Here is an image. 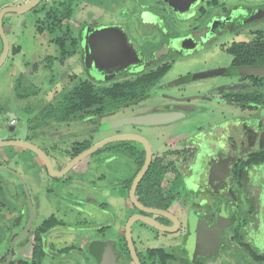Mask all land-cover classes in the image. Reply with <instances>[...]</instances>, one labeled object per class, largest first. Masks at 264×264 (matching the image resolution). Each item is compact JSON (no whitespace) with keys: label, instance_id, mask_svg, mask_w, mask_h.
I'll use <instances>...</instances> for the list:
<instances>
[{"label":"flooded vegetation","instance_id":"flooded-vegetation-1","mask_svg":"<svg viewBox=\"0 0 264 264\" xmlns=\"http://www.w3.org/2000/svg\"><path fill=\"white\" fill-rule=\"evenodd\" d=\"M121 2L124 4L117 9H103V19L79 22L76 32L80 50L73 56L78 58L85 75L80 72L73 77L88 79L102 90L120 89L125 82L149 78L151 85L145 96L119 102L109 99L107 104H121L98 113L90 107L80 116L65 120L46 115L60 103H26V137L5 140L19 139L36 145L49 157L53 168L60 170L75 155L101 140H94L95 133L101 131V120L108 119L107 123L129 115L173 113L166 124H124L107 136L137 134L149 142L155 180L139 187L147 169L135 188V197L144 207L166 213L136 207L129 197L132 181L127 188L107 187L106 198L120 202L115 212L122 222L114 220L112 224L115 213L103 209L108 219L101 224L93 222L91 228L97 233L89 238L85 219L68 226L55 213L44 217L40 213L44 197L48 199L52 192L57 194L73 186L75 177L86 169L78 164L83 166L92 153L63 176L53 177L36 153L14 146L19 150L17 154L26 155L27 151L34 156L22 159L27 165L20 174L9 165L14 159L12 154L0 153V166L11 176L0 177L2 187L13 191L16 203L23 198L10 213L9 243L0 262L7 258L11 241L25 231L15 241L8 264H84L76 259L80 254L89 256L91 264H135L127 246L125 224L131 215L142 214L172 232L140 221L131 225L132 243L141 264H264V74L255 73L264 70V0ZM82 35L86 39L87 67L83 62ZM173 65L183 72L162 81ZM164 67L167 69L157 76ZM243 69L252 73H243ZM198 73L204 76L192 77ZM0 118V127L14 130L15 113L0 106ZM78 125L77 130H70V126ZM146 129L156 132L160 148L154 149ZM122 141L102 147L112 150L103 162L119 158L121 150L129 156H140V169L145 147L140 142ZM65 154L67 162H54V156ZM79 183L81 191L86 192L81 199L76 198L80 209L75 210L88 214L90 211L81 204L90 202L92 194L87 182ZM135 223L140 236L138 245L149 237L158 239L156 231L169 238L160 247L138 249L133 239ZM106 230L113 236L106 235ZM63 236L80 238L83 244L58 246ZM22 247L26 248V256L19 254L14 259L15 250ZM161 247L169 249L162 250L167 255L164 261L153 251ZM221 256L228 259L219 262Z\"/></svg>","mask_w":264,"mask_h":264},{"label":"rangeland","instance_id":"rangeland-1","mask_svg":"<svg viewBox=\"0 0 264 264\" xmlns=\"http://www.w3.org/2000/svg\"><path fill=\"white\" fill-rule=\"evenodd\" d=\"M49 1L53 2L54 0ZM76 1H79L80 3L70 19V25L73 27L74 31L77 30L80 21H88V19L91 21L103 19V9L106 10L111 7H115L117 9L120 5L124 4L121 2L122 0ZM43 2L44 0L41 1L38 7L41 6ZM88 11L90 14H88ZM42 16V10H29L24 13H6L3 17V27L9 41L10 52L0 66V106L15 113L17 119L15 123L12 124L14 125V130H8L0 127V140H5L9 137L25 138L27 125L29 123L26 118V103H47L56 93H58L62 86L66 85L70 81L74 75H78L80 72L81 76L85 75L78 58L73 56L66 59L62 64H56V61H54V68L58 71L60 76H57L55 82L51 85L46 79L47 70L44 68L41 70L38 69L39 71L35 72L34 76L31 77L32 73L30 70L35 62L42 61L45 56L51 55V57H56L58 54L56 45L50 40L53 37L52 34L47 31L39 33L35 28V19ZM0 46H2L1 40ZM16 46H19L20 48L17 52H15V54H12V48ZM181 72H183L181 67L173 65L163 76L162 81L176 78ZM30 81H32L34 88L37 89L38 93L35 95L20 96V94L25 93L24 91H26V88H29ZM107 120L108 119L101 120V131L95 133V141L105 138L112 133V129L107 127L111 121L105 123ZM7 121L9 122L10 119H7ZM0 123H3V119L1 118ZM70 128V130L74 131L80 128V126L78 125L76 128L74 126H70ZM63 132H65V129L62 133ZM155 134L156 132H153L151 129L145 130V135L152 141L154 149H158L161 147V143L156 139ZM122 142L123 141L114 142L112 146ZM18 151L19 150L12 145L0 147V153L3 152L12 154L14 159L10 161L9 165L16 168L18 173L21 174L26 171L27 165V163L24 164L22 162V159H24L25 156L27 158V156L33 157L34 155L27 151L26 155H22L20 153L17 154ZM110 151H112L110 148L103 149L101 147L98 152L92 153L85 159L83 166L79 163V167L86 168L85 172L75 177L77 181H73V186L68 188L67 191L66 189L61 190L57 194L55 191L48 195L50 196L48 199L44 197L40 213L41 216L44 217L49 213H55L58 217H61L64 223L68 226H73L74 222L77 223L79 220L85 219L83 222L89 226L85 234L89 238L97 233L96 229L91 228L92 223L99 222L98 224H101L102 221L108 219V216L104 213L103 209H109L113 212V214L115 213L112 224H114V220L117 222L120 221L121 223L122 220L117 218L118 215H116L115 212L117 209L119 210L118 204L120 202H118L117 199H107L106 188L112 187L118 190L122 185L127 188L139 169L141 157L135 154L129 156L122 153L123 151L120 150L119 152L122 156L120 155L119 158L104 163L103 158ZM16 154L17 156H15ZM68 159L69 157L66 154L64 156L53 157L54 162L57 164L67 162ZM14 161H17V163L15 162L13 164ZM78 166L77 168L79 171L80 169ZM32 167L33 166L31 165V168ZM2 169V166H0L1 178L4 179L11 177L8 172L3 171ZM80 180L88 183L89 191L93 198L90 202H82L81 206L90 211V213L82 215L75 210L80 209L76 206V204L79 205V203L76 202V198L81 199V196H84L86 192V189H82L81 191L82 184L79 183ZM2 185L3 183L0 181L1 188ZM100 188L102 189V192L100 191ZM12 192L13 191H11L10 188H4V186L0 189V259L2 260L6 256V247L9 243L10 231L8 229L11 218L10 213L11 211L17 209L16 207L22 202L20 199H23L20 198L16 203ZM102 201H106L107 204L105 203L102 206ZM137 228L138 226L135 223L133 227V239L136 241L138 249H144L146 246L152 248L160 247L162 246L163 240H168L169 238L166 234L162 236L161 233H158L155 230L158 235V239H152L149 237V239H144L143 242L138 245L137 240L140 236L137 235ZM105 234L113 236V232L110 230H106ZM87 236H84L85 239ZM72 242H74L76 247L83 244V242L81 243L80 238L73 239L72 236H63L58 239L57 245L65 246L66 244ZM161 248L163 252H169L168 247ZM25 252L26 248L22 247L21 249H16L15 256L13 258H19V254L26 256ZM83 256H85V259H83ZM76 259L77 261L83 260L84 264H91L90 258L87 255L80 254L79 256H76ZM227 259V257L221 256L219 262L224 263Z\"/></svg>","mask_w":264,"mask_h":264},{"label":"trees","instance_id":"trees-1","mask_svg":"<svg viewBox=\"0 0 264 264\" xmlns=\"http://www.w3.org/2000/svg\"><path fill=\"white\" fill-rule=\"evenodd\" d=\"M50 2L51 1L49 0H44L41 6L38 7L41 3L40 2L31 10L43 11V16L35 19V28L39 33L47 31L52 34L53 37L50 40L56 45L58 54L56 57H51V55L45 56L42 61L35 62L32 65L31 70H33L32 73L38 72V69L41 70L42 68L47 70L46 79L51 85L59 75L58 71L54 68V61H56V64H62L66 59L70 58L80 50L79 35L70 25L71 16L80 2L76 0H54L53 2ZM19 48V46L13 47L12 54H15ZM166 69L167 67H164L157 76L163 74ZM148 80L149 78L142 77L133 82H125L123 88L119 86L121 87L120 89L102 90V88H97L93 85L88 79L80 76L73 77L71 81L62 88V90L47 102L60 104L57 105V107L54 106L52 111H49L50 113L48 112L46 115H50L56 119L65 120L80 116L90 107H94L95 113L102 112L108 107H114L121 104H107V100L109 99L119 102L132 98L144 97L151 85ZM24 92L25 93L20 94V96L35 95L38 93L37 89L34 88L33 83H30L29 88H26V91ZM141 162L142 160L140 161V164ZM155 174L156 168L152 163L140 181L139 187L155 180ZM2 188L0 187V189ZM153 251L159 253V257L163 261L167 257L166 254L162 253V249H153Z\"/></svg>","mask_w":264,"mask_h":264},{"label":"water","instance_id":"water-1","mask_svg":"<svg viewBox=\"0 0 264 264\" xmlns=\"http://www.w3.org/2000/svg\"><path fill=\"white\" fill-rule=\"evenodd\" d=\"M40 2H41V0H28V1H25L21 4H19V5H9V6H4V7L0 8V40L2 43V48L0 51V66L2 65V63L4 62L6 57L8 56L9 49H10L9 41H8V38H7L6 33L4 31V27H3V16L6 13H24L26 11L33 9ZM83 36L84 35H82V41H81V46L83 48V62L85 64V66L87 67V64H86V58H87L86 39ZM242 72L243 73H248V72L252 73V71L250 69H243ZM255 73L264 74V70H255ZM201 76H204V75L198 73V74L193 75L192 77L195 78V77H201ZM173 116H174V114L169 113V112H149V113L139 114V115H129V116L123 117L121 119L111 121L109 123V125H107V127L109 129H114V128H118L119 126L124 125V124L125 125L137 124V125H143L146 127L156 126V125H162V124L168 123L169 121L172 120ZM122 140H132V141L140 142L145 147V158H144L143 164L140 167V169L137 171V173L135 174V176L131 182L130 188H129L130 200L139 209H142V210L147 211V212H152V213L165 214L166 212H164L162 210L144 207L143 205H141L137 201V199L135 197V188H136L137 184L139 183V181L141 180V178L143 177V175L145 174V172L148 169L150 162H151L150 144L141 135L129 134V133H117V134L111 135L110 137H106L104 139H101L100 141H97L96 143H94L90 147L84 149L83 151H81L80 153L75 155L60 170H55L52 166V163H51L49 157L40 148H38L36 145H34L30 142L22 141L19 139L0 140V147L1 146H7V145L26 147V148L32 150L34 153H36L43 160V162L46 166V169L48 171V174L50 176L61 177L66 172H68L73 166H75L81 160H83L86 156L95 152L99 148L103 147L106 144H109L112 142H117V141H122ZM2 168H4V167H2ZM135 221L143 222V223H145L151 227H154V228H156L158 230H162V231L172 232V230L168 226L159 223L157 220H155L154 218H152L151 216H148V215L133 214L127 219L126 224H125V230H126L125 238L127 241V246L130 250V253H131L132 259L134 260V263L135 264H141L136 253H135L134 246H133L132 239H131V232H130L131 225ZM24 232L25 231H22L20 234H18L11 241V243L9 245V249H8L7 258L4 261H1L0 264H8L9 261L12 259V247H13L15 241L19 237H21L24 234ZM211 254L212 255L215 254V251L212 250ZM113 262H114V260H113Z\"/></svg>","mask_w":264,"mask_h":264},{"label":"crops","instance_id":"crops-1","mask_svg":"<svg viewBox=\"0 0 264 264\" xmlns=\"http://www.w3.org/2000/svg\"><path fill=\"white\" fill-rule=\"evenodd\" d=\"M25 1H28V0H0V8L4 6H9V5H19ZM1 48L2 46H0V51H1Z\"/></svg>","mask_w":264,"mask_h":264}]
</instances>
